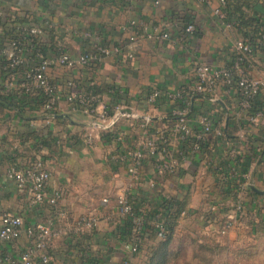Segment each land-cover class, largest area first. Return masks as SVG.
<instances>
[{"label": "crops", "instance_id": "1", "mask_svg": "<svg viewBox=\"0 0 264 264\" xmlns=\"http://www.w3.org/2000/svg\"><path fill=\"white\" fill-rule=\"evenodd\" d=\"M12 1L20 10L0 4L3 17L13 11L21 20L43 25L41 46L51 59L63 51L73 57L92 52L97 43L118 46V52L73 69L55 64L49 75L59 87L71 79L86 93L98 94V109L121 105L137 115L123 117L116 124L115 132L125 134L123 144L118 146L112 139L103 138L98 130L93 144H86V116L69 111L63 99L59 101L58 114H68L70 119L55 116L47 122L48 115L35 94L22 97L24 106L20 112L7 107L0 111L1 170L41 158L50 173L47 190L61 193L57 207L66 210L68 219L83 214H93L98 219L94 229L78 234L68 232L54 239L49 246L52 264H141L145 251L135 253L128 247L131 233L118 210L117 197L123 193L135 208L146 213L163 197L180 198L187 194L188 211L181 215L179 223L196 217L201 220L202 232L213 233L218 241L243 236L250 225L264 218V121L255 125L249 122V113L240 108L234 89L218 87L197 95L188 123L200 131L199 116L207 114L215 126L228 128L235 136L242 133L243 137L226 144L214 133H208L204 149L187 152L189 156L182 159L186 160L179 174L171 177L159 175L149 158L141 168L140 178L134 181L126 162L117 158L119 152L135 148L145 136L170 129L171 110L181 107L182 102L168 94L182 90L190 93L196 65L233 62L235 42L242 33L227 17L215 13L219 0ZM236 1L227 0V4ZM242 10L248 16H259L264 23V0H249ZM184 17L194 26L191 33L184 31ZM132 20L136 21L134 28L130 26ZM227 22L232 25L227 26ZM142 25L149 31L157 26L169 35L165 39L148 38L143 35ZM9 27L7 24L5 29ZM132 30L139 34L135 41L129 40ZM8 34L9 30H4L1 40ZM249 60L250 74L263 80L257 99L264 101V55L253 52ZM155 89L161 94L152 103L148 98ZM142 116L150 119L146 128ZM47 130L54 136L49 146L41 140V136L47 137ZM168 137L170 157H175L180 152V141ZM232 145L238 155L231 153ZM240 175L239 190L234 195L232 191L225 192L228 178ZM238 199L242 200L243 213L232 229L218 234L215 219L231 215ZM212 203L218 211L213 221L205 216ZM57 207L48 202L30 207L26 193L18 191L4 174L0 176V217L5 212L19 214L25 226L53 219L58 229L70 231V223L68 227L66 221L57 219ZM142 237L145 247L149 236ZM29 243V237L22 232L15 241H0V254L17 258ZM1 264L10 263L4 260Z\"/></svg>", "mask_w": 264, "mask_h": 264}, {"label": "built area", "instance_id": "2", "mask_svg": "<svg viewBox=\"0 0 264 264\" xmlns=\"http://www.w3.org/2000/svg\"><path fill=\"white\" fill-rule=\"evenodd\" d=\"M132 1V0H122ZM1 5H8L11 9L20 10L12 0H0ZM226 5V0H219V6L215 9V13L222 18H226V13L223 8ZM43 13V12H42ZM3 12L0 10V95L10 101L12 109L18 111L17 107L21 105V99L24 95L40 96L42 100L41 108L48 115L47 122L55 117L59 112V101L63 99L68 105V110L72 112H80L87 118V132L83 135V140L86 144L92 145L95 139V130L112 131L115 129L118 121L123 117L136 118L137 115L132 112L127 106L115 105L114 108L108 109L103 107L98 109V94L86 93L78 87V84L67 79L61 83V87L52 81L49 75V69L53 65L63 66L69 69L83 66L90 61H95L102 56L118 52L119 47L105 46L100 43L94 45L92 52H87L73 57L67 51L59 53L54 59L47 57L42 51L41 41L43 40L44 26L33 24L30 20H21L16 12L10 11L6 18L3 17ZM5 21V23H4ZM10 25L9 28L5 27ZM130 26L136 27V21H130ZM227 26H231L227 22ZM143 35L148 38L165 39L168 37V32L162 31L155 26L150 31L145 25L141 26ZM9 30V34L2 41V32ZM194 30L193 24L185 27L186 33H191ZM138 32L133 31L129 36L130 41H135L138 37ZM260 52L264 55V32L260 34L257 48L246 38H240L235 42L234 60L226 65H213L209 63H201L194 67L193 78L195 83L191 93L197 95L213 92L218 87H224L227 90L234 89L239 97L240 108L247 112L251 107L253 99L257 98L263 80L253 77L249 71V55L253 52ZM160 91L155 89L150 93L148 100L155 102L160 96ZM168 96L172 99H180L181 91L169 93ZM195 97H191L190 102L185 101V107H175L171 110L173 119L172 126L167 132L159 131L151 135H147L144 139L137 141V145L133 149H124L119 152L117 158L126 162L127 172L131 178L136 181L140 178L143 159L147 153L154 154L158 150L157 159L159 162L155 164L156 171L159 175H164L166 172L174 173L178 166V160L175 158L169 159L168 154L170 138L168 135L176 137L180 142L192 138L190 152H196L200 149V141L207 138L208 133H214L216 137H223L224 132L221 127L214 125L209 115L201 114L198 123L201 126L200 131H195L188 123V115L192 111V101ZM187 106V107H186ZM189 106V108H188ZM144 126L150 123L148 116H142ZM114 120V124L108 129H101L93 125L95 121L101 124H108ZM248 120L255 125L264 121V111L258 110L255 113L248 115ZM112 135V140L118 146L123 144L124 132H115ZM238 139L243 137L240 133ZM224 139V138H223ZM225 140V139H224ZM229 144L228 140H225ZM231 153L238 155L234 145H232ZM181 154V151L179 152ZM183 157V156H182ZM14 182L16 189L26 193L28 204L30 207L48 202L50 205L57 207L60 194L58 191L49 193L48 181L50 178L49 170L46 168L44 161L41 158H36L31 164L12 165L6 168L5 172L1 170L0 176L3 175ZM154 182L152 183V185ZM103 201H107L103 199ZM119 212L126 217L133 215V204L127 194H121L117 197ZM243 203L241 199L235 202L233 213L226 216L225 219H215L219 225V234H224L235 225L237 218L243 213ZM214 209V208H212ZM57 219L70 223V231H61L56 227L55 220L49 219L40 221L33 225L25 226L21 215L5 212L0 217V241L12 242L17 240L22 232L29 237L30 243L17 258L4 256L0 254V264L6 260L10 264H52L49 246L51 242L58 238L61 234L74 233L78 234L87 229H94L97 225V217L93 214H83L73 218L71 221L65 209L57 207ZM154 226L159 230L158 235L162 236L165 231V226L162 220H155ZM134 231L138 232L143 228V217H133ZM25 226V227H24ZM140 242L138 236L133 237L128 247L132 252L137 250V245Z\"/></svg>", "mask_w": 264, "mask_h": 264}, {"label": "trees", "instance_id": "3", "mask_svg": "<svg viewBox=\"0 0 264 264\" xmlns=\"http://www.w3.org/2000/svg\"><path fill=\"white\" fill-rule=\"evenodd\" d=\"M249 0H238L235 3H231V4H227V0H226V5L224 6L223 10L226 13V17L228 18V20H230V22H233V25L236 26V28L242 33V38H246L248 39V41L252 44V46L254 48H257L258 45V40L260 37V34L262 32H264V23L263 21L260 19L259 16H248V14L246 15L243 10H242V6L244 4H247ZM190 19L187 17H184L182 20L184 29L187 25L190 24ZM232 25V23H231ZM44 50V48L42 47V51ZM256 52V49H255ZM187 92V93H186ZM184 92L183 90L181 91L182 97L179 99V101L182 102L181 107H185V101L187 100V102H190L191 97H196L195 94L193 93H189L188 91ZM186 93V94H185ZM199 96H201V94H199ZM39 102L42 100V98L40 96H37ZM25 99L24 98V104H25ZM21 105L19 107H17L18 111L20 112L23 108V104H22V100L20 101ZM41 103V102H40ZM8 108L9 110H14L12 109V106L10 104V101L5 99L4 97H2L0 95V111L4 108ZM187 107V106H186ZM189 108V106H188ZM258 110H263L264 111V101L263 99H253V101L251 102V107L249 108V110L247 111L249 114L255 113ZM192 112V111H191ZM171 121L173 122V117L170 116ZM59 120V119H58ZM171 122V123H172ZM172 126V124L170 125ZM229 126V124H228ZM117 131L116 129H113L112 131H101V136L105 139L109 138L110 140L112 139V135L110 136V134H115L114 132ZM224 136L220 137L221 139H225L228 141H234V139L236 138V136L234 135V132L230 131L228 128L227 130H224ZM250 138V136H249ZM223 139V140H224ZM41 140L44 144H46L47 146H49V142L51 140H54V136L53 133L51 131L47 130V137L45 136H41ZM49 140V141H48ZM206 139L200 141V149L196 152L201 151V149H204V147L206 146ZM224 140V141H225ZM249 141V140H248ZM193 143V139L192 138H188L182 142H180V148L179 151H181V154H177V156L175 157H170L171 158H175L178 160V166L176 167V169L174 170V173H168L166 172L164 174V176H174L179 174L180 169L182 168V165L185 163V160H182L185 157H188L189 154L187 152H190L191 149V144ZM162 147H159V149H157L153 155L150 153L146 152V155L143 159L142 162V166L145 162V160H150L149 158H152L154 162V164H156L157 162H159V160L157 159V155H158V150L161 151ZM167 151L169 154V147H167ZM183 156V157H182ZM34 160V159H33ZM33 160L28 161L25 164H31V162H33ZM14 165H19L21 166L22 164H14ZM223 168V167H222ZM245 170V169H244ZM242 178L241 175L238 178H228V189L225 192H230L232 191L233 195L234 192L236 193L239 190V182H241ZM188 195L185 194L184 196L180 197V198H176V197H172V196H166L163 197L160 202L158 203V205H156L155 207L150 208V212H144V211H140L138 210V208H135L133 206V215H129L126 216L124 218L125 222V228L128 227L127 230L130 231V239H129V243L132 241L133 237L138 236L140 238V242L137 245V250L135 251V253H138L140 250L145 251L144 256H145V261L141 264H167L168 259H169V255L171 253V247H170V242L172 241L173 237L179 236L178 234V225H179V220L181 218L182 214H185L188 211ZM216 204L212 203L209 207V210L206 212L205 216L208 219L209 216L211 217L210 220L213 221L214 217L213 215L218 212L217 208H216ZM214 208V209H212ZM134 216H142L143 217V228L138 231L135 232L134 231V225H133V217ZM162 220L165 226V231L163 232L162 236L158 235L159 230L154 226V221L155 220ZM219 221H222L223 219H225V217H219ZM219 226V225H217ZM219 229L217 228V233L219 234ZM264 231V218L260 219L257 222L256 225V232H261ZM215 233V232H214ZM144 234H147L149 236V242L146 243L145 247L144 245H142V236ZM211 236L216 237V235H214L213 233H208ZM213 237V238H214ZM182 241V238H181ZM214 242L216 243L215 246L213 247V250L215 251H224L226 250V247L222 246V244H219L218 241L214 239ZM149 251V252H148ZM250 253L251 251L248 249V247L245 248H237L236 251L233 252L232 257H234V260H236V263L238 262V259H244L243 257H250ZM243 256V257H242ZM235 263V264H236ZM224 264H232L229 263V260H226ZM234 264V263H233Z\"/></svg>", "mask_w": 264, "mask_h": 264}, {"label": "rangeland", "instance_id": "4", "mask_svg": "<svg viewBox=\"0 0 264 264\" xmlns=\"http://www.w3.org/2000/svg\"><path fill=\"white\" fill-rule=\"evenodd\" d=\"M256 225L257 223L250 225L243 236L231 239L223 237L218 241L216 237L202 232L201 220L196 217L187 218L178 225L179 236L173 237L170 242L171 253L167 264H224L226 260L235 264L233 252L245 247L251 251L250 257L242 256L244 259H238L236 264H264V231L257 233ZM214 239L226 247V250H213L216 244Z\"/></svg>", "mask_w": 264, "mask_h": 264}, {"label": "water", "instance_id": "5", "mask_svg": "<svg viewBox=\"0 0 264 264\" xmlns=\"http://www.w3.org/2000/svg\"><path fill=\"white\" fill-rule=\"evenodd\" d=\"M55 116L56 117H65V118H69L70 119V116L68 114H56ZM113 124H114V120L110 121L108 124H101L100 122H97V121H95L93 123L94 126L99 127L101 129H108ZM251 188H253V187H251ZM257 192H261V191H257Z\"/></svg>", "mask_w": 264, "mask_h": 264}]
</instances>
